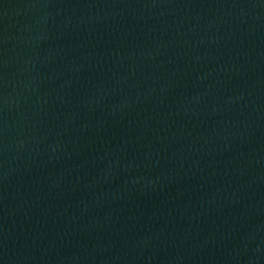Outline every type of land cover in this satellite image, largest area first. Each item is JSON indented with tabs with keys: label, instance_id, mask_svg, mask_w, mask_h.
Returning <instances> with one entry per match:
<instances>
[{
	"label": "water",
	"instance_id": "95a60500",
	"mask_svg": "<svg viewBox=\"0 0 264 264\" xmlns=\"http://www.w3.org/2000/svg\"><path fill=\"white\" fill-rule=\"evenodd\" d=\"M0 264H264V0H0Z\"/></svg>",
	"mask_w": 264,
	"mask_h": 264
}]
</instances>
